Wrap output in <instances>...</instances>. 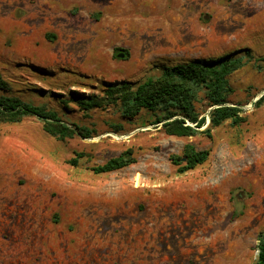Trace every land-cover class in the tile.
Here are the masks:
<instances>
[{
  "label": "rangeland",
  "instance_id": "rangeland-1",
  "mask_svg": "<svg viewBox=\"0 0 264 264\" xmlns=\"http://www.w3.org/2000/svg\"><path fill=\"white\" fill-rule=\"evenodd\" d=\"M247 51L254 58L229 78V105L244 122L210 136H168L145 110L127 120L117 107L86 114L71 102L72 92L100 94ZM260 59L264 0H0V93L92 131L59 141L36 117L0 122V264H255L264 232ZM197 109L208 124L212 108ZM189 143L210 157L180 174L171 159ZM129 150L135 164L92 171ZM77 153L88 157L73 165Z\"/></svg>",
  "mask_w": 264,
  "mask_h": 264
},
{
  "label": "trees",
  "instance_id": "trees-1",
  "mask_svg": "<svg viewBox=\"0 0 264 264\" xmlns=\"http://www.w3.org/2000/svg\"><path fill=\"white\" fill-rule=\"evenodd\" d=\"M253 58L251 51H247L240 57L227 55L220 59L194 60L165 67L156 78L144 82L108 84L100 94L85 97L72 92L71 102L86 114L96 109L117 107L127 120L136 118L145 110L154 116L152 124L161 125L168 136L191 138L201 133L210 136L213 129L226 122H231L233 126L244 122L242 109L229 105L230 97L235 94L229 78ZM258 61L264 62V59ZM4 87L0 78V90L5 91ZM202 102L207 108H212L208 126L207 117H202L203 112L197 109V105ZM261 105H264V95L256 104L257 107ZM26 117L38 118L43 130L59 141L92 135L88 128L71 125L62 119L60 110L37 106L19 97L0 93V122H19ZM76 156L73 165H77L79 159L88 157L85 153H77ZM209 157V150H199L189 143L182 156H173L171 160L178 167V172L185 174L205 164ZM135 163L133 151L129 150L104 165L94 167L92 171L97 175L109 174ZM257 251L255 264H264V232L258 239Z\"/></svg>",
  "mask_w": 264,
  "mask_h": 264
},
{
  "label": "water",
  "instance_id": "water-1",
  "mask_svg": "<svg viewBox=\"0 0 264 264\" xmlns=\"http://www.w3.org/2000/svg\"><path fill=\"white\" fill-rule=\"evenodd\" d=\"M254 104H255V103H254ZM209 123H210V121L208 122V124H209ZM208 124H207V125H208ZM205 128H206V127H205Z\"/></svg>",
  "mask_w": 264,
  "mask_h": 264
}]
</instances>
